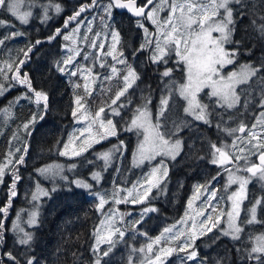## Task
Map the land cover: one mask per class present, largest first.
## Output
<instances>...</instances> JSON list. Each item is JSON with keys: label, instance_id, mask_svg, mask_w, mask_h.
<instances>
[{"label": "trees", "instance_id": "obj_1", "mask_svg": "<svg viewBox=\"0 0 264 264\" xmlns=\"http://www.w3.org/2000/svg\"><path fill=\"white\" fill-rule=\"evenodd\" d=\"M26 1L30 2V0ZM50 2L59 4L61 7V13L51 20L43 19L40 8L36 9L33 16L30 17L28 24H20L9 14L0 11V19L10 21L12 25H0V40H4L3 43H0V69H3L9 77V79H5L0 75V84L5 86L3 94L0 95V110L9 109L11 112V116H6L3 111H0V168L4 169L3 181L0 182V208L8 205L13 173L17 172L21 177L16 183L17 195L11 198L7 215L0 214V219L5 221L6 229L4 242L0 245V254L12 251L21 264H24V261L29 257H35L36 264H94L95 257L99 253H94L92 248L103 213L98 208V199L89 195L84 189L72 185L71 193L61 190L52 193L51 198L45 197L42 200L39 226L32 229L34 241L30 248L16 243L17 235L11 231L14 218L21 209L31 206L29 200L34 184L37 180H42L41 176L37 175L36 169L50 163L57 162L64 166L77 163L79 168L83 163H86L84 172H73L69 174L68 180H89V173L99 170L102 173V183L105 186L114 185L124 188L142 176L141 171L138 172V169L133 166V157L140 132L135 129L127 131L126 128L137 107L145 102L146 97L151 98L152 103L148 106L156 123L160 96L166 83V80L162 81L159 76V72L164 70V66L150 64L148 58L151 53L147 50L135 52L144 42L143 29L136 26L135 18L127 12L114 10L113 23L121 35V44L118 48L123 51L128 65L136 69L140 79L125 93V96L117 101L116 105H112L111 101L123 87L122 74L126 69L117 64L116 67L120 69L119 74H112L109 68L93 70L98 74L97 80L92 94L84 99L89 103L93 112H96L100 107L105 108L104 114L112 116L113 122L116 124L117 136H111L105 142L88 149L81 157L60 156L57 149L63 148V143L75 125L71 111L74 107L75 96L82 95V76L73 77L68 73L61 74L55 69L54 63L66 58L64 47L68 41L64 40L63 35H66L67 30L70 32L77 26V22L72 21L65 29V20L82 5L90 4L91 0H35L38 5ZM140 2L144 3L145 0H140ZM255 2L259 4L260 0H255ZM102 15L103 12L100 9H88L77 19L86 21L89 17H95L96 25L92 29V34L100 33L98 43H105L104 52L106 53L109 50L108 45L111 43V37L107 36L106 38L105 36L104 24L100 20ZM145 27L149 29L150 33L155 30V26L149 21L145 22ZM57 28L61 29L63 35H57L55 39L49 40ZM13 32L22 33V35L4 39L11 36ZM84 33L85 27L83 26L81 34L84 35ZM234 38L240 40L242 46L232 68L246 64L253 66L264 64V41L257 39L256 35L248 28L247 19L238 23ZM37 40L42 43L35 45ZM31 45H35V47L28 53V57H25L23 52L27 51ZM88 51L91 54L92 52L97 53L98 50L93 48ZM134 52L135 54H133ZM174 59L173 57L172 61L168 63V67L175 68ZM19 60H26V63L21 67V77L24 73H28L32 86L49 94V110L43 120H38L33 127L28 129L31 135H28V132L24 130L23 124L29 122L32 114L40 110L28 100H20L19 103H16L17 98L27 92V88L25 85L10 80L13 73L7 70L8 64L15 66ZM110 61H112L111 57H107L106 62ZM106 76H111L113 80L112 78L104 79ZM262 77H264V72L258 73L257 77L251 79L248 85L244 86L247 92L252 93L248 97L251 101L248 107L245 108L241 105L238 109L228 110L227 113L225 109L215 108L214 100H209L208 90H205L201 94V100L206 104H212L211 110L216 113L212 117L210 125L194 121L191 117L185 118L183 113L185 102L178 95L174 96L171 110L161 118L160 122L166 123L168 128L172 129L173 121L186 119L189 126L184 128L178 137H175L183 141V148L179 157L170 163V170L164 184L166 192L159 197L153 196L149 199L146 205L154 206L156 211L146 217H141L143 206H128L132 211L128 221L131 224L137 221L140 223L134 227L133 231L126 232L123 238L113 239L115 247L109 256L103 257L101 264H128V257L132 249L146 246L149 237L158 236L164 228L184 216L188 201L196 187L208 186L215 190L218 193V201L214 213L218 214L223 210L226 212L228 208L226 197L231 191V188H225L224 183L228 172L210 163L209 146L212 143H216L218 146L221 144L231 145L234 137H230L222 131L225 127L236 128L241 122L250 127L253 123H257V117L264 110L259 107ZM171 79L176 82V85L183 83L182 71L175 68ZM9 83L12 84V87H8ZM74 84H79L80 87L74 89ZM121 104H125L127 107L119 108L118 106ZM112 109L118 110L120 114L114 115ZM219 116H223L222 121L218 118ZM229 116L232 117L231 120ZM217 124H220V128L216 127ZM236 135L244 134L237 133ZM121 141H123V147L120 148L116 161L112 167L105 169L104 165L100 164L101 162L96 158V154L106 148L119 146ZM25 145L28 147V152L25 155L24 163H9L10 160L14 161L24 154L17 153L16 149H22ZM199 157H203V159ZM250 161L257 163V156H251ZM248 189L249 194L244 203L243 219L247 218L250 202L264 196V183L253 181ZM259 218L264 221V210L259 211ZM119 225L123 230L126 229L122 223ZM223 225H225L224 221L212 232L200 235L196 239L193 248L198 252V258L195 264H216L218 260H222L223 264H250L249 261L240 258L242 253H237L236 249L250 246L248 236L264 233V223L255 224L246 229L240 241L221 235ZM108 247L107 243L99 245L101 253L107 251ZM185 255L183 252L176 251L180 264H194L193 261L186 260ZM3 260L4 264H10L6 257Z\"/></svg>", "mask_w": 264, "mask_h": 264}, {"label": "snow or ice", "instance_id": "obj_2", "mask_svg": "<svg viewBox=\"0 0 264 264\" xmlns=\"http://www.w3.org/2000/svg\"><path fill=\"white\" fill-rule=\"evenodd\" d=\"M26 4V0H0V10L3 13L9 14L13 19L20 24H27L29 18L33 16V8H40L43 11V19H48V11L51 7H55L59 12L61 7L59 4L52 5L51 2L47 5H37L35 0H30L27 3V10H23ZM88 9H100L103 15L100 16L101 23L104 24L105 36L111 37V43L108 45V51L105 53V43L99 42L100 33H96V39L91 42V47L96 48L100 55L97 59L102 61L100 63L101 68H110L112 74H119L120 69L116 67L117 64L123 66L126 71L122 74L123 87L116 93L115 99L111 101L112 105H116L125 93L140 79L136 69L131 65H128L127 58L124 56L122 50L118 48L121 44V35L118 28L113 23L114 10H127L136 20V26L143 29L144 42L141 43L135 52L149 51L151 54L148 58V62L155 66H164V70L159 72L160 79L166 80L165 87L162 90L160 96V102L158 105V113L156 117V123H152L148 105L152 103L150 97L145 98V102L138 106L136 112L131 119L127 131L133 129L143 130V140L138 145V159L137 164H143L145 161H152L159 155L171 157L175 160L177 155L180 154L183 141L178 137V134L188 127L186 119H180L172 122V129H169L167 124L160 122L162 117L166 116V113L171 110V104L174 100V96L178 95L184 102L183 113L185 118L191 117L194 121L202 122L206 125L211 124L212 117L216 113L211 110L213 105L203 103L200 100V93L205 89H208L209 100H214V106L217 109L228 110L238 109L243 105L245 108L251 103L248 99L252 93L247 92L245 85H248L249 81L257 77L258 73L264 72V64L260 66L247 65L241 72H231L227 75L224 74L225 67L232 65L238 55L239 49L242 46L240 40H236L235 34L237 31V25L239 22L248 20V28L256 35L257 39L264 41V0H260L259 4L255 0H145L143 4H138L137 0H91L88 5H82L77 11L69 16L65 22V29L72 21L77 22V28L73 30V34L79 30V24L83 21H79L77 18L81 16ZM167 12L165 17H162L160 13L162 11ZM95 19V17H94ZM150 21L155 26L153 32H149V29L145 27V22ZM90 23V22H89ZM0 25L12 26L10 21L0 19ZM92 31L91 28L88 29ZM73 34L63 35L61 29L57 28L53 36L49 37V40L55 39L57 35H63L65 41H71L75 44ZM16 35H22V33L13 32L11 36L4 39L14 38ZM87 41V36L84 37ZM4 40H0L3 43ZM42 41L37 40L35 45L41 44ZM35 45L28 47L27 51L23 54L28 57V53L32 51ZM67 48V45H65ZM23 51V50H22ZM70 55L67 58L56 61L54 63L55 69L61 73H68L70 76L81 75L85 80H88V76H84V73H93L91 67L80 68L74 63L75 57L80 55V52L76 49H69ZM135 52L133 54H135ZM118 53V54H117ZM107 57H111L113 63L107 64ZM174 59L175 68H178L183 73L184 82L176 85V82L171 79L175 68L168 67V63ZM87 55L85 59H87ZM26 63V60H19L18 63L7 65V70L12 72L10 80L16 81L21 85H25L27 92L21 97H18L16 103L20 100H28L29 103H34L40 111L33 113L31 120L23 124V128L26 132L30 127H33L38 120H43L44 116L49 110V94L43 90H37L32 86V81L28 73H24L21 77V67ZM0 75L5 79H9L4 73L3 69H0ZM111 76H106L104 79H111ZM262 87L260 92L259 107L264 108V77L261 78ZM8 87H12L9 83ZM74 89L79 88V84L73 85ZM5 86L0 84V95L3 94ZM85 92L90 96L92 93L88 91L87 84L84 85ZM84 98L77 95L74 99V107L72 108V117L79 122L83 117L88 121V127L81 131L79 136L69 138L67 143H63L62 149H57L58 154L64 157H81L84 152L92 148L93 144L100 143V141L106 139L109 136H117L116 124L112 119H103L102 114L105 113V108L100 107L92 117L83 116ZM130 103V102H129ZM119 108L127 107L125 104L118 106ZM5 113L6 116H11L9 109L0 110ZM115 115H119V111L112 109ZM221 121L223 116L218 117ZM231 120L232 117L229 116ZM98 131L94 135L92 133V127L97 125ZM220 128V124L216 125ZM163 129V130H162ZM257 129H260L257 131ZM228 136L234 137L231 145L221 144L218 146L216 143L210 144V163L223 168L228 172V184L238 185V189L228 195L226 199L230 202L231 208L226 213L221 211L218 215L213 216L211 214L205 215V212L199 213L201 216H205V219L197 222L193 219L192 231L185 239L182 246L178 251L185 253V258L188 261H193L195 264L198 258V252L193 248L192 251H188L192 247L197 239V232L199 235H206L212 232L214 228L220 224L222 217L227 218V229L221 232V235L228 236L232 240L240 241L242 234L245 232V226L253 224L264 223L258 219V211L264 210V196H260L251 201V206L247 209V219L240 221V206L248 199L247 186L254 178L257 181L264 183V112H261L257 117V123H253L250 127L241 122L236 128L225 127L222 129ZM237 133L244 134L242 136L236 135ZM31 135V132H28ZM96 135L99 139H96ZM167 137V138H166ZM16 137L14 136V139ZM239 142V143H238ZM61 143V142H58ZM79 143V149L72 147L69 151V145ZM123 147V141L119 146H113L112 150L98 154V159H103L105 167L110 163L113 157V153L120 150ZM17 153H24L19 156L18 159L9 163L23 164L25 161V155L28 152V147L17 148ZM10 155H13L10 153ZM257 156L258 163L250 161L251 156ZM203 159V157H199ZM91 163V161H89ZM243 164V167H241ZM227 166H232V170L229 171ZM76 168V164L68 166L69 171ZM243 171L247 175H239ZM38 176H43L53 182L51 189L43 188L40 182L36 181L35 191L32 192L31 198L33 201V211L27 213L28 220L21 221L19 214L17 220L13 222L11 231L17 234L16 243L20 246L30 248L34 241V233L30 230H26L22 226V223H26L29 228L39 226V201L42 197L51 198V194L57 191L72 192V185L76 188H82L88 190L91 194L99 196L98 208H103L107 201L103 195L92 193V184L85 181L72 180L68 181V177L64 175V165L49 164L41 168L36 169ZM168 169L160 162L159 166L152 167L150 172L143 178V183L133 185V190H136V196H133V190H129L127 197H132L131 203L143 204L150 198L152 190L159 188L162 181L167 177ZM4 169L0 168V182L3 181ZM61 181H66L67 186L63 189L56 186V178ZM21 177L17 172L13 173L12 184L10 187V195L8 205L0 208V214L7 215L8 208L11 205V198L16 196L15 191L16 183ZM92 179L99 181L100 174L93 173ZM215 179V178H213ZM204 186H199V188ZM142 190V192L140 191ZM207 191V189H205ZM138 196V199H137ZM127 197L124 202H128ZM216 198V191L213 190L210 194L209 200ZM119 203L120 201H116ZM192 200H189L191 205ZM209 209L212 212L215 211L214 206L209 202ZM155 208H146L141 213L143 218L148 212H155ZM187 215V213H186ZM183 222V221H182ZM104 223L103 221L101 222ZM137 224L140 221L136 222ZM113 221L109 219L108 226L111 227ZM175 226L165 228L159 236L154 240L147 243L146 246L139 249H132L133 252L143 253V259L140 264H164V258L171 256L177 249L171 247H159L161 240L166 243H170L171 240L179 239L184 236L183 231L174 232ZM5 221L0 219V245L4 242L5 233ZM172 233L171 239L168 234ZM118 235L120 238L125 236V232L119 228H114L107 237H101L99 230L95 233V244L92 251L99 253L95 257L94 264H101L103 257L109 256L113 247H115V241L113 236ZM146 235V234H145ZM248 240L250 246L244 249L237 248V253H242L241 259L247 260L250 264H264V233L259 235H249ZM107 243L109 245L107 251L101 253L99 245ZM6 257L10 264H21L17 256L13 255L12 251L3 252L0 254V264H4L3 258ZM24 264H36L35 257H29L24 261ZM128 264H133V258L130 255L128 257ZM216 264H223L222 260H218Z\"/></svg>", "mask_w": 264, "mask_h": 264}, {"label": "rangeland", "instance_id": "obj_3", "mask_svg": "<svg viewBox=\"0 0 264 264\" xmlns=\"http://www.w3.org/2000/svg\"><path fill=\"white\" fill-rule=\"evenodd\" d=\"M27 3H28V1H26L25 7H24L23 10H27ZM47 4H45V5H47ZM52 5H55V4H52ZM36 9H38V8H33V14L36 11ZM41 13H42V17H43V11H42V9H41ZM60 13H61V10L59 12H57L56 9H55V7H51L49 9V11H48V19L51 20L53 17H55L56 15H58ZM160 15L162 17H165L167 15L166 10L165 11H162L160 13ZM48 19H45V20H48ZM29 21H30V18H29ZM94 25H96L95 24V19L92 18V17H89V18L86 19V21L84 20L82 23L79 24V30L77 32H75L74 34H73V30L76 29L77 26H75V28L72 29L70 32H69V30H67L65 32V34L66 35L73 34V39L76 41V43L75 44H72L71 41H68L67 48L64 47V49H65V53H66V58H67L68 55L71 54L69 52V49H76L77 51L80 52V55L79 56H76L75 57V61H74L75 65L77 67H80V68H88V67H91L93 70H96V69H99L100 70L101 67L99 65H100V63L102 61H100V60L97 59V56L100 55V54L98 53V51H97V53L92 52L91 54H89L90 51H88V49L89 50H92L93 49L90 45H91L92 40L93 39H96V34L95 33L92 34L93 30L91 32L88 31L89 28L93 29ZM83 26L85 27V33H84V35L81 34V30H82ZM85 36H87V41L84 40V37ZM86 55L88 57L87 59H85V56ZM112 63H113V61L107 62L108 65H111ZM232 65H227L225 67V72H224L225 75H227L228 73H231V72H241L249 64L241 65L238 68H232L231 67ZM97 75L98 74L94 73V71H93L92 74H89L87 72L84 73V76H88L89 78H88V80H85L83 78V76H82V89H81L82 90V95H80L81 97L85 98L86 96H89L85 92V90H84V85L85 84H87V86H88V91L92 93V90H93L95 81L97 80ZM112 80H113V78H112ZM205 90H208V89H205ZM204 91H202L200 93V97H199L200 100H201V94ZM83 102H84V109L81 110L83 112V116H86V117H92V116H94V113L95 112L92 111V109L89 106V103L86 102L85 99H84ZM148 108H149V111L151 113V116H150L151 122L152 123H155V121L153 119V116H152L151 109H150L149 106H148ZM262 112H264V110ZM112 113H113V111H112ZM102 118L105 119V120H107V119H112L113 120L112 116H107L105 114H102ZM87 127H88V121L85 120L83 117L80 118L79 122H77V120H75V125L72 128L71 132L69 133V135H68L65 143H67L69 141V138L70 137H72L73 140H75V137L76 136H79L80 132L83 131V130H85ZM259 130L260 129H257V131H259ZM97 131H98V122H97V125H94L92 127V133L94 135L97 133ZM139 132H140V138H139V141H138V145L143 140V134H142L143 133V130H140ZM110 137L111 136H109L106 139L100 141V143L93 144L92 147L96 146L97 144H101V142H103V141L105 142ZM96 139L97 140L99 139V136L98 135H96ZM138 145H137L136 151L134 153V157H133V166L138 169V172L141 171L142 176L139 177V178H137L136 180H133L132 181V184H130L129 186L122 188L120 186H114V185H108V186L103 185V183H102L103 182L102 173L99 170L93 172V173H99L100 174V179H99L98 182L97 181H94L92 179L93 173H89V180H80V181H85V182H87L89 184H92L93 187H92L91 192L92 193L99 194V195H103L104 198H105V200L107 201V203H105V205L103 206V208H99V209L102 210V213H103V217H102V219H101V221H100V223H99V225L97 227V230H99V235L101 237H107L109 235V233L114 228H119L121 231H124L125 233L126 232H129V231H133L134 230V227L137 225V223L134 222V223L131 224L128 221L129 216H131V212H132L131 209L128 208V206L129 205L130 206H138V207L139 206H143L142 207V210H141V213H142V212H144V209H146V208H155L152 205H149V206L146 205L148 203V201H149L150 198H152L153 196L159 197V196L163 195L166 192V187L164 185L165 184V181H166L165 180L166 178H165L164 181H162V184H161V186L159 188H154L152 190V193L150 195V198L148 200H146L143 204H140V203L133 204V203L130 202L131 199H132V197H127L128 191L129 190H133V185L134 184L139 185V184H142L144 182L143 181L144 176L147 173L150 172V170H151L152 167L159 166L160 162L163 161V164L167 167L168 172H169V170H170V163L172 161H174V160L171 159V157L159 155V156H157L155 158V160L145 161L143 164H137L136 161L138 159V151H137L138 150ZM79 146H80L79 143L70 144L69 145V151H71V148L72 147H76L77 150H78L79 149ZM112 149H113V146L102 150L101 152H99V153L96 154V158H97L98 154L103 153V152H106V151H109V150H112ZM86 152H84V153H86ZM118 152L119 151L113 153L112 160L107 165V167H105V163H104L103 159H98V158L97 159H98L99 162H101L100 164L104 165L103 167L105 169H108V168L112 167V165L116 161ZM179 155H177L176 158H178ZM70 158H73V157H70ZM50 164H60V163L54 162V163H50ZM71 164H73V163H71ZM71 164H69V165H71ZM74 164H76V168L75 169H72L71 171H69V169H68V166L69 165L64 166V175H66L67 177H69V174H72L73 172L74 173H76V172L81 173V172H84L85 171V169H86V163H83L82 166H81V168H79V165L77 163H74ZM47 165H49V164H47ZM60 165H62V164H60ZM227 167H228L229 171L232 170V167L231 166H227ZM238 174L239 175H247L243 171H241ZM41 178H42V180H38V181L40 182V185L43 188L51 189L54 186L53 185V182L51 180H48L47 178H45L43 176H41ZM72 180H79V179H72ZM72 180H68V181H72ZM253 181H257V180H255L253 178L250 181V183L253 182ZM224 183H225V188L226 189L227 188H231V191L229 192L228 195H231L232 192H234V191H236L238 189V185H236V184L229 185L228 184V173H227L226 180H225ZM250 183L247 186V196L249 194V189L248 188H249ZM66 185H67V182L66 181H61L58 177L56 178V186H58L59 188H62L63 186H66ZM35 187H36V183L34 184V187L32 189V192L35 191ZM197 188L198 187L195 188L194 193L190 197V199L192 200L191 205H189V201H188V206H187V210H186L187 215L185 213L182 218L178 219L175 223L170 224L169 226L166 227V228H169V227L175 226V228L173 230L174 232L183 231L185 235L184 236H181L179 239L171 240L170 243H166L164 240H161L160 245H156L155 246L156 248H159V247H171V248H174V249H177L178 250L179 247L183 245L185 239L187 238V236L192 231L193 219H195V221L197 222V226L199 225V222H201V221H203L205 219V216H201V215H199V213L205 212V215L211 214L213 216V219H215V216L218 215L221 212L220 211L218 214H215L214 212L211 211V209H209V205H208V203L211 202V204L214 206L215 210L217 209L216 208V203L218 201V193H216V198L214 200H211L210 201L209 200L210 194H211V192L213 190L210 189V187H208V186H206L204 188H202V187L199 188V191H197ZM205 189H207V191ZM84 190L89 195L95 196L98 199V201H99V196L98 195L91 194L86 189H84ZM140 191L142 192V190H140ZM32 192H31V194H32ZM133 196H136V190H133ZM126 197L128 199V202H124ZM44 198L45 197H42L39 201L36 202V203H39L40 208H41L42 200ZM137 199H138V196H137ZM116 201H120V202L117 203ZM29 202L31 203L30 204L31 206L30 207H27V208L21 209L19 211V213H18L19 216H20V218H21V221L22 222L23 221H27L28 220L27 213H29L30 211H33L34 210L33 209V201H32L31 196H30ZM245 202H246V200L240 206V221H245L248 218L247 217V218L243 219V211H244V203ZM40 208H39V214H40ZM230 208H231V204L228 201V208H227L226 212L229 211ZM223 212H225V211L223 210ZM150 213H152V212H148L146 215H144V217L148 216ZM17 215L14 218V221L17 220ZM38 219H39V217H38ZM109 219H111L113 221V224L111 225V227L108 226ZM258 219L260 220V218H259V211H258ZM102 221L104 222L103 224L101 223ZM222 221H224V223H225V225H223L222 230H225V229H227V218H226V216L222 217L221 222ZM119 223H122V225L125 226L126 229L123 230L122 227L119 225ZM253 225H255V224H253ZM253 225L245 226V230L248 229V228H251ZM22 226L25 227L26 230H30V231H32V229L34 228V227L29 228V226L26 223H22ZM161 232H160V234H161ZM172 235H173L172 233H169L168 234L169 239H171V236ZM199 236H200L199 235V232H197V238ZM117 237H119V236L118 235L113 236L112 239H115ZM156 237L157 236L149 237V242H151L152 240H154ZM102 244H104V243H102ZM193 246H194V244H192V247L188 249L189 252L192 251ZM139 248H141V247H136L134 249H139ZM130 255L133 258V264H140L141 260L143 259V255L144 254L143 253H140V252H133L132 251V252H130ZM164 264H180L179 257L176 256V251L173 252V254L171 256H168V257L164 258Z\"/></svg>", "mask_w": 264, "mask_h": 264}, {"label": "water", "instance_id": "obj_4", "mask_svg": "<svg viewBox=\"0 0 264 264\" xmlns=\"http://www.w3.org/2000/svg\"><path fill=\"white\" fill-rule=\"evenodd\" d=\"M137 2H138V4H139L140 0H137ZM117 11H119V12H127L128 14H130V15L132 16V14L129 13L127 10H117ZM132 17H133V16H132ZM133 18H134V17H133ZM257 163H258V158H257Z\"/></svg>", "mask_w": 264, "mask_h": 264}]
</instances>
